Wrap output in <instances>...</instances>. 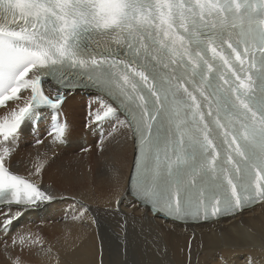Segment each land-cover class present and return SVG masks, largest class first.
<instances>
[{"label": "snow or ice", "instance_id": "1", "mask_svg": "<svg viewBox=\"0 0 264 264\" xmlns=\"http://www.w3.org/2000/svg\"><path fill=\"white\" fill-rule=\"evenodd\" d=\"M78 90L96 95L91 122L124 116L138 140L131 195L153 214L208 222L264 205V0H0V233L55 199L35 182L45 153L27 175L11 157L25 122L58 117ZM65 134L57 119L51 144Z\"/></svg>", "mask_w": 264, "mask_h": 264}, {"label": "bare ground", "instance_id": "2", "mask_svg": "<svg viewBox=\"0 0 264 264\" xmlns=\"http://www.w3.org/2000/svg\"><path fill=\"white\" fill-rule=\"evenodd\" d=\"M68 95L58 117L66 124L64 144H51L56 123L48 113L23 125L12 170L27 175L36 155L45 153L50 163L35 182L55 199L26 210L10 233H0V264H11L9 256H20L22 264H221V258L224 264H264V205L199 224L153 214L128 190L134 137L120 123L124 117L91 122L96 95ZM81 204L89 209L83 217ZM17 233L39 235L43 246L13 247Z\"/></svg>", "mask_w": 264, "mask_h": 264}, {"label": "rangeland", "instance_id": "3", "mask_svg": "<svg viewBox=\"0 0 264 264\" xmlns=\"http://www.w3.org/2000/svg\"><path fill=\"white\" fill-rule=\"evenodd\" d=\"M125 253V252H124ZM126 254V253H125ZM127 255V254H126ZM128 256V255H127ZM127 262V261H126ZM127 264V263H126ZM129 264V263H128Z\"/></svg>", "mask_w": 264, "mask_h": 264}]
</instances>
